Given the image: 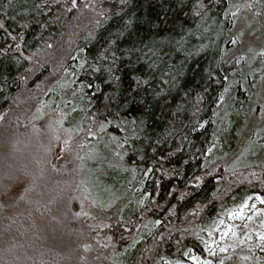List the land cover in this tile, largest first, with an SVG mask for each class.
I'll return each mask as SVG.
<instances>
[{"label": "trees", "instance_id": "1", "mask_svg": "<svg viewBox=\"0 0 264 264\" xmlns=\"http://www.w3.org/2000/svg\"><path fill=\"white\" fill-rule=\"evenodd\" d=\"M103 5L108 14L70 46L60 78L43 92L51 68L43 64L31 74V56L47 41L58 46L66 18L55 0H0V118L22 93L38 99L37 113L47 104L60 107L70 138L83 141L74 180L90 198L87 218L100 222L113 243L107 264L186 262L191 252L209 257L203 232L249 198H264V142L258 134L242 143L255 89L231 102L219 129L216 124L225 90L233 98L242 79L237 56L226 57L234 3L105 0ZM260 12L259 69L264 68V5ZM233 45L231 51L238 46ZM63 49L59 46L58 56ZM259 123L263 131L264 122ZM213 146L230 159L227 164L215 162ZM247 171L255 173L243 179ZM21 221L4 222L17 232L24 229ZM82 229L89 240L85 250H91L98 226L85 223ZM28 246L6 243L0 262L53 264L59 256L42 248L39 257V248ZM249 253L264 264V251ZM103 258L94 261L102 264ZM88 260L90 255L78 263Z\"/></svg>", "mask_w": 264, "mask_h": 264}, {"label": "rangeland", "instance_id": "2", "mask_svg": "<svg viewBox=\"0 0 264 264\" xmlns=\"http://www.w3.org/2000/svg\"><path fill=\"white\" fill-rule=\"evenodd\" d=\"M55 1L66 18L65 35L58 46L47 41L37 49L31 56L29 68L34 74L43 64L50 66L51 70L41 85L43 92L60 78L59 65L70 46L82 34L93 33L100 19L108 14L103 5L105 0ZM231 2L234 3L232 14L235 21L230 49L233 44L238 46L233 51L229 50L226 57L237 56L236 73L242 79L233 98L229 96V88L225 90L215 112L217 129L224 122L226 114L230 113L231 102L235 104L247 95L248 88H254V104L247 124L249 134L246 133L242 143L250 135L259 134V142L263 144L264 130H259V119L264 122V68L259 69L255 64L262 60L259 15L264 2ZM62 45L64 49L58 56L57 49ZM30 94H20L10 111L0 118V254L6 243L17 241L39 248L35 252L39 257L45 254L42 248H52L59 255L53 264H80V258L87 255H90V260L83 264H96L94 257L97 256L104 257L101 262L107 264L113 243L100 222L87 218L90 198L76 188L74 180L75 157L80 153L83 141L70 138L68 129L61 124L60 107L47 104V110L37 113L34 105L38 99H33ZM50 99L59 101L60 98L52 95ZM12 120H16L15 126ZM213 151L215 162L217 158L223 159V164L229 162L230 159L222 158L214 146ZM254 173L247 171L241 174L243 177L239 176L245 179ZM11 217L22 220L24 229L13 231L4 222ZM85 223L98 226L91 250H85L89 245L82 229ZM31 226L33 232L28 231ZM201 240L209 257L201 258L191 252L186 262L163 261L162 264H256L259 260H254L249 251L251 248L264 251V198L255 195L239 207L229 210L209 231L203 232Z\"/></svg>", "mask_w": 264, "mask_h": 264}]
</instances>
